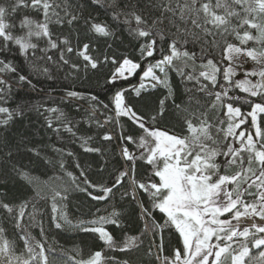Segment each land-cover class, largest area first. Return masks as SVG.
Instances as JSON below:
<instances>
[{
    "label": "snow or ice",
    "instance_id": "1",
    "mask_svg": "<svg viewBox=\"0 0 264 264\" xmlns=\"http://www.w3.org/2000/svg\"><path fill=\"white\" fill-rule=\"evenodd\" d=\"M91 3L110 10L118 28L121 25L126 27L128 35L137 42L139 60L126 55L117 56L114 49L111 53L106 51L94 56L91 43L81 44L78 33L76 47H73L69 36L54 37L51 25L63 27L66 24L71 29L83 21L87 33L119 39L107 23L98 21L91 13L84 15L89 6L86 0H4L0 2V74L19 73L9 58L16 56L23 57L35 71L45 75L49 71L48 63L68 65L74 72H79L81 65L72 60L75 55L83 61L85 71L89 68L98 70L101 65H113L105 81L112 87H116L117 81L127 80L139 71V86L132 88L137 97L149 89H167L168 95L159 100L158 108L153 110L150 119L156 123L158 118H163L166 101L171 99L176 112L182 114L186 135L150 128L145 116L136 110L134 104L128 103V90L118 88L112 96V108L108 104L103 105L108 111L114 110L115 120L109 116L104 123L98 120L95 123L100 128L113 122L119 127L118 137L113 130L105 132L101 139L119 140V155L124 167L115 168L110 173L109 184H95L85 178L81 182L85 186L78 184L77 188L92 200H108L119 193L122 199L135 203L145 225L142 234L153 236L149 255L155 248L158 264H226L228 261L230 264H264V224L255 222V218L264 221V125L260 122L264 118V0H91ZM18 13L21 15L20 34L13 31L17 26L15 18ZM31 13L38 18H33ZM39 41L44 42L43 47ZM249 42L255 47H248ZM197 46L198 53L195 51ZM108 49H112L111 43ZM53 51L59 53L58 58L49 54ZM215 52L221 54V61L216 60ZM180 58L192 61L193 66L199 60L201 70L198 75L194 71L178 69L175 61ZM244 58L261 67L244 69V79L235 80L237 69L243 68L246 62ZM37 61H45V64L41 66L35 63ZM171 71L177 72L183 80L195 81V92L202 96L189 95L187 101L175 103L168 79ZM250 77L258 79L253 83ZM17 81L20 84L31 83L22 73L18 74ZM233 88L246 96L232 95ZM187 91L192 93L193 89ZM10 92L11 85L0 75V127L4 128L15 117L24 115L22 108L14 111L4 106ZM257 97L259 100L252 99ZM66 98L83 97L77 91H67ZM90 100L94 102L91 108L95 113L96 105L101 102L95 95ZM240 101L248 103L250 111L244 112L236 106ZM45 111L58 110L46 108ZM210 113L218 115L213 119ZM63 116L60 113L57 117L61 120V127L75 137L72 122L61 119ZM120 117H126L134 128L125 130ZM249 121L254 132L243 127ZM47 126L57 134L61 131V128L53 127L51 120ZM78 139L85 152L103 155L100 148L88 145L91 137ZM129 145L135 146L136 151H130ZM29 151L37 157L40 155L35 149ZM67 155L73 154L69 152ZM220 157L223 159H218ZM8 158L11 161L10 151ZM138 160L149 166L146 180L136 179ZM60 168L64 170L62 160ZM222 169L224 173L229 169L235 171L228 175L222 173ZM100 170H108L107 161ZM11 171L33 185L35 196L16 208L0 200V209L8 214L17 229V239L23 242V250L18 254L16 244L5 237L6 230L0 227V264H49L48 252L51 249L32 237L28 230L37 225L36 201L42 199L52 201L50 222L56 229L68 225L95 233L105 248L112 251L130 252L142 243L140 237L125 233L123 242L118 245L109 231L98 226L113 224L121 228L119 213L115 210L96 220H81L73 224L60 205L68 199L67 189L52 188L50 196L45 195L22 168L12 164ZM67 175L73 176L71 172ZM80 175L85 176L83 170ZM76 179L73 177V182ZM125 179L129 181L128 187L124 186ZM246 196L252 199L247 200ZM29 206L31 212L28 211ZM156 212L161 214L163 223L156 221ZM229 214L230 218L221 219ZM25 217L28 218V226L23 223ZM245 219L252 223L240 230ZM39 227L43 237L42 221ZM166 230H174L178 234V245H182L174 248L170 256L164 255L163 234ZM157 235L159 243L155 240ZM252 249L259 251L253 254ZM69 262L130 264L128 260L105 257L102 251H95L87 259L77 260L69 256L65 264Z\"/></svg>",
    "mask_w": 264,
    "mask_h": 264
},
{
    "label": "trees",
    "instance_id": "2",
    "mask_svg": "<svg viewBox=\"0 0 264 264\" xmlns=\"http://www.w3.org/2000/svg\"><path fill=\"white\" fill-rule=\"evenodd\" d=\"M4 2V0H0ZM89 5L84 15L89 13L96 17L98 21L107 23L115 32L119 39L96 37L87 30L81 21L74 28H69L66 24L63 27L51 25V31L56 36H69L73 47L77 44V33L79 40L82 43L90 42L92 46V55H100L104 52H109L114 49L117 56L126 55L133 60H139V52L137 51V42L132 40L128 35L126 27L121 25L119 28L112 20L110 10L106 7L93 5L91 0H86ZM33 18H38L35 13H31ZM21 15L18 13L16 20V28L13 31L20 34L19 19ZM238 43V41H233ZM41 47L44 46L43 41H39ZM112 44V49H108V44ZM248 47H255L252 42H249ZM166 47V45H165ZM191 47V46H189ZM98 50V51H97ZM195 51L199 52L197 46ZM54 58H58L59 53L53 51L49 53ZM217 61H221L219 52L213 53ZM12 63L19 69V73L28 77L31 82L20 84L17 81L19 73L0 74L11 85V92L8 96L7 104L4 105L12 110L23 109L24 115L15 117L9 122L6 128L0 127V200L10 203L16 208L23 201L31 200L35 196L33 185L16 176L12 171V164L17 165L27 172L35 181L39 190L50 196V189H67L68 199L60 202L63 211L66 213L68 220L76 224L78 221H92L100 216H107L114 210L119 213V219L122 223L121 228H117L113 224L98 225L109 231L114 240L119 245L125 238V233L128 236L140 237L142 243L140 246L130 252L112 251L105 248L103 242L98 235L92 232H83L77 228L65 225L62 229H56L50 222L51 218V199H42L36 201L37 225L30 227L28 230L32 237L36 240H41L46 248L51 249L48 252L49 264H65L69 256L77 260L87 259L95 251H102L105 257H115L118 261L128 260L130 264H158L156 259V250L152 249L149 255V247L153 243V236L149 233H143L144 221L140 218L139 210L135 203H130L127 198L122 199L120 194L108 200H92L87 193L79 191L77 185L84 187L81 182L87 178L95 184H109L110 173L115 168H123L124 162L119 155V140L103 141L101 137L105 132L113 131L118 137L120 129L113 122L105 124L100 128L95 123L96 120L104 123L106 117L111 116L115 120L114 110L108 111L103 108L104 104H108L112 108V96L118 88L127 89L126 97L130 104H134L138 112L145 116L146 122L150 128L167 131L170 134L186 135V130L182 127V114L177 113L171 99L167 100V108L163 118H158L156 123H153L150 116L153 110L158 108L159 100L168 95V90L163 87L149 89L147 92H142L141 96L137 97L132 92L133 87H138L140 83V73L129 77L127 80L117 81L116 87L106 85L105 81L113 70V65H101L98 70L83 68V61L72 56L75 63L81 65L79 72H74L68 65L57 66L48 63V73L45 75L32 68V65L25 61L23 57H9ZM43 66L45 61H37ZM224 63V62H223ZM187 64V67L185 65ZM225 64V63H224ZM178 69L185 72L199 73L200 61L197 60L193 66L192 61H186L180 58L175 61ZM50 77V78H49ZM171 85L175 103L179 104L182 101H187L189 95L202 96L195 92V81L183 80L175 71H171L168 76ZM221 82L222 79H221ZM193 89L189 93L187 89ZM67 91H77L81 93V99H67ZM232 95L245 97L246 94L240 92L239 89L233 88ZM95 95L99 98L100 104L96 105L97 111L92 112L91 105L94 103L90 97ZM259 100V97L252 98ZM236 106L241 107L242 111H250L248 103L244 101L237 102ZM57 109L56 112L45 111V109ZM63 113L61 119L70 120L73 124V131L76 133L74 137L71 133L65 131L61 127V120L57 117ZM218 113H210V118H215ZM94 117V119H90ZM47 118V119H46ZM226 119V118H225ZM48 120H51L53 127L61 128L59 134L48 128ZM120 123L128 130L131 126L130 121L126 117L119 118ZM261 124L264 125V118L261 119ZM226 126V125H225ZM249 131L254 132L251 128L250 121L243 126ZM136 131H139L136 129ZM78 137H91L88 141L90 147L100 148L101 153L85 152L81 146V140ZM129 150L135 152V146L129 145ZM29 149H35L40 155L37 157L34 152ZM9 151L12 153L11 161L8 158ZM71 152L73 155L68 156ZM218 159H223L222 157ZM64 163V170L60 168V161ZM50 161V163L46 162ZM107 161L108 170L101 171V167ZM77 164L80 167H77ZM81 170L85 176H81ZM224 173V169L221 170ZM235 169H229L226 173L231 175ZM71 172L73 176H68ZM149 175V166L142 161H136V179L146 180ZM73 177L77 179L73 182ZM129 181L125 179L124 186L128 187ZM89 191H92L89 189ZM123 191V189H121ZM94 194H100L95 192ZM146 199V198H145ZM251 200L252 197H245ZM147 202V201H146ZM31 206L28 211L31 212ZM156 221L163 223L161 214L155 213ZM230 218V214L225 219ZM42 221L44 227V236L40 235L39 223ZM25 226H28V218L23 221ZM257 224H264V221H256ZM250 221H243L241 227H250ZM0 227L5 231V237L16 244V251L19 254L23 250V242L17 239V229L8 218V214L0 209ZM164 255H171L174 248L178 245L177 236L172 230L164 232ZM159 235L155 240L159 243ZM235 247V245H234ZM253 252V251H252ZM79 253V254H77ZM27 255V253H25ZM70 264V262H69ZM230 264V261L226 262Z\"/></svg>",
    "mask_w": 264,
    "mask_h": 264
},
{
    "label": "rangeland",
    "instance_id": "3",
    "mask_svg": "<svg viewBox=\"0 0 264 264\" xmlns=\"http://www.w3.org/2000/svg\"><path fill=\"white\" fill-rule=\"evenodd\" d=\"M245 60H246V62L244 63V65H243V68H240V69H237V75L234 77V79L235 80H242V79H244V69H249V70H251V69H253V68H260L261 67V65H259V64H255L252 60H249V59H247V58H244ZM224 63L225 64H227V61H224ZM249 79H251V81L253 82V83H255V81H256V79H258V77H250ZM227 216V215H226ZM226 216H224V217H221V219H225V217ZM243 221H250L251 223H252V221L251 220H247V219H245V220H243ZM256 221H260L261 222V220H259V218H255V222ZM233 223H235V221H233ZM244 227H241L240 228V230H242ZM254 231V230H253ZM250 239H251V237H250ZM250 246V245H249ZM251 251H253L252 253L253 254H255V253H257L259 250L258 249H252Z\"/></svg>",
    "mask_w": 264,
    "mask_h": 264
}]
</instances>
